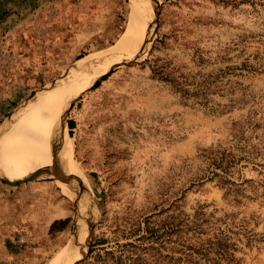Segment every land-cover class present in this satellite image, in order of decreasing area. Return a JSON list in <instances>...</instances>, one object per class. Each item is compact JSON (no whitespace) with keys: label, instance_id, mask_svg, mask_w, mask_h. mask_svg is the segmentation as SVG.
I'll return each instance as SVG.
<instances>
[{"label":"rangeland","instance_id":"obj_1","mask_svg":"<svg viewBox=\"0 0 264 264\" xmlns=\"http://www.w3.org/2000/svg\"><path fill=\"white\" fill-rule=\"evenodd\" d=\"M144 1L156 14L149 54L123 60L68 111L78 183L57 142L52 166L15 181L0 174V264H49L85 197L97 219L77 264H174V226L184 244L175 247L264 264V0ZM9 2L0 0V129L64 84L77 61L114 46L132 0ZM244 58L258 70L213 87L210 99L232 106L223 114L182 101L155 72L158 63L205 76ZM218 149L245 158L225 175L206 159ZM118 245L128 254L113 260Z\"/></svg>","mask_w":264,"mask_h":264},{"label":"bare ground","instance_id":"obj_2","mask_svg":"<svg viewBox=\"0 0 264 264\" xmlns=\"http://www.w3.org/2000/svg\"><path fill=\"white\" fill-rule=\"evenodd\" d=\"M155 17L150 4L144 0H132L128 26L114 46L77 61L64 84L36 100L33 99L17 116L2 125L1 175L15 181L52 166L51 150L54 142H57L61 159L63 158V172L75 184L78 183L72 136L68 132L66 121L68 111L78 97L90 90L114 67L123 63V60L139 59L147 55L152 43ZM108 118V115L99 117L100 121ZM106 127H99L96 135L103 136ZM58 160L60 159H56ZM13 168L16 170L13 171ZM91 205L90 198L85 197L80 205L71 239L49 264H75L88 255L92 234L89 228L97 219V211Z\"/></svg>","mask_w":264,"mask_h":264},{"label":"trees","instance_id":"obj_3","mask_svg":"<svg viewBox=\"0 0 264 264\" xmlns=\"http://www.w3.org/2000/svg\"><path fill=\"white\" fill-rule=\"evenodd\" d=\"M230 50L231 49L229 48L225 49L223 51L224 55L220 56V54H217V57H219L222 62H228L230 59L227 57V55ZM203 62H205V59L200 56L198 64ZM257 70L258 68L256 65H254L249 59L244 58L239 64L220 67L217 73H210L206 74L205 76L185 73L180 71V69L175 66L174 69H171L170 65H159L158 63L156 65L155 72L163 82L172 85L174 88V93L178 95L182 101L186 103L193 101L196 105L204 107L210 113L223 114L226 113L232 106L221 105L210 99V95L215 93L213 87L216 86L218 82H220V84L223 83L225 79L226 85L230 84L232 82L230 79L231 76L242 77L245 73H254ZM197 77H200L201 79L198 80ZM237 84L240 85L239 82H237ZM219 87L222 88V84L219 85ZM221 90L222 89H220V92H223ZM237 125L238 124L236 123L235 126ZM69 126L72 134L74 123L70 122ZM244 158L245 157H238V155L234 154L233 152H227L226 150L221 149L216 151L212 150L210 151V155L206 156V159L209 160L210 165L214 167V169L222 171L225 175L231 174L233 167H235ZM212 174L214 177H218L220 179L221 185H234V183L224 179L226 176L216 172H212ZM178 234L179 232L174 226V264H220L222 261H235L233 255L228 251H224L223 253L216 255L214 258H210L208 254L195 251L192 248L181 249L184 244L179 243L180 241L177 238ZM145 239L146 238L144 236L140 237L138 242H142ZM175 244H178L181 247H175ZM132 246L134 245L131 244V247ZM117 247L121 249L118 255H115L112 252H108V255H113V260L116 258L122 260L128 254H125L123 250L127 246L118 245Z\"/></svg>","mask_w":264,"mask_h":264},{"label":"crops","instance_id":"obj_4","mask_svg":"<svg viewBox=\"0 0 264 264\" xmlns=\"http://www.w3.org/2000/svg\"><path fill=\"white\" fill-rule=\"evenodd\" d=\"M10 2L8 3V7L9 6H12L13 7V5H14V3L16 2V1H18V0H9ZM36 1L37 0H21V2L22 3H26V2H28L29 4H32V5H34V4H36ZM32 5H30L31 7H30V11L32 12V13H34L36 10H35V7H33ZM18 11H19V9H18ZM17 11V12H18ZM30 12V13H31Z\"/></svg>","mask_w":264,"mask_h":264},{"label":"water","instance_id":"obj_5","mask_svg":"<svg viewBox=\"0 0 264 264\" xmlns=\"http://www.w3.org/2000/svg\"><path fill=\"white\" fill-rule=\"evenodd\" d=\"M150 50H151V49L148 50L147 55L149 54ZM132 63H133V60H129V61H126V62H125V64H127V65H130V64H132ZM125 64H122V65H125ZM117 66H119V65H117ZM117 66H116V67H117ZM88 254H89V253H88ZM80 261H81V260H80ZM77 263H78V262H77ZM77 263H75V264H77Z\"/></svg>","mask_w":264,"mask_h":264}]
</instances>
